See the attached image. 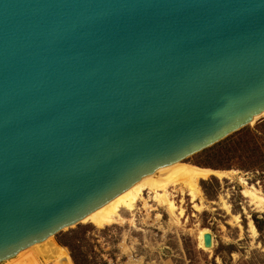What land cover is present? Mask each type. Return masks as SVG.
<instances>
[{
	"label": "water",
	"instance_id": "1",
	"mask_svg": "<svg viewBox=\"0 0 264 264\" xmlns=\"http://www.w3.org/2000/svg\"><path fill=\"white\" fill-rule=\"evenodd\" d=\"M263 118L264 0H0V264Z\"/></svg>",
	"mask_w": 264,
	"mask_h": 264
},
{
	"label": "rangeland",
	"instance_id": "2",
	"mask_svg": "<svg viewBox=\"0 0 264 264\" xmlns=\"http://www.w3.org/2000/svg\"><path fill=\"white\" fill-rule=\"evenodd\" d=\"M262 122L264 118L249 128L255 130ZM247 138H253L254 145L236 159L199 154L183 162L182 165L190 167H199L209 159L211 164L216 165L220 160L224 164L216 165L217 170L202 168L222 175L200 180L201 194L195 201L182 185L170 188L171 198L178 208L175 217L151 202L152 196L147 193L150 206L145 208L139 204L133 217L124 213L126 224L105 229L81 224L62 234L78 233L82 240L80 250L90 264H264V206L251 195L264 199V127ZM174 171L161 178L170 179ZM251 225L255 226L256 235ZM203 230L213 236L214 247L210 251L201 247ZM55 240L58 242L57 238ZM61 246L75 264L70 250ZM31 252L26 253L27 257ZM46 259L43 253L36 262L57 264L55 258L48 263ZM25 261L32 264L27 258ZM8 263L9 260L1 264Z\"/></svg>",
	"mask_w": 264,
	"mask_h": 264
},
{
	"label": "bare ground",
	"instance_id": "3",
	"mask_svg": "<svg viewBox=\"0 0 264 264\" xmlns=\"http://www.w3.org/2000/svg\"><path fill=\"white\" fill-rule=\"evenodd\" d=\"M182 164L183 163H179L174 166L164 168L155 175L143 179L133 188L120 195L107 206L87 218L83 224H92L99 229H105L106 227L114 225H121V223H125L127 221L123 215L124 213H129L133 217L139 204H143L145 208L150 206V201L146 199L147 193L152 196L151 202H154L159 208H165L171 216L175 217L178 208L175 201L171 198L169 192L170 188L182 185L189 191L190 196L195 201L201 194L198 186L200 180H207L212 175H222L217 171L184 166ZM169 171H174L170 179H162L161 176ZM251 195L254 201L259 203L260 206H264V199H261L254 194ZM158 218H160V215H158ZM133 220L135 219L133 218ZM251 229L256 235L257 231L254 225H251ZM209 233L210 232L207 230H203L200 233L201 247L207 251L212 249H206L204 247V238L206 234ZM29 251L32 252L27 257L26 253ZM43 253L48 258L45 260L46 263L55 258L54 260H56L57 264H73L67 250L59 245L54 237H51L47 241L21 252L14 258L10 259L8 264H26V258L27 260H30L32 264H37L36 260L38 259V256L41 257Z\"/></svg>",
	"mask_w": 264,
	"mask_h": 264
},
{
	"label": "trees",
	"instance_id": "4",
	"mask_svg": "<svg viewBox=\"0 0 264 264\" xmlns=\"http://www.w3.org/2000/svg\"><path fill=\"white\" fill-rule=\"evenodd\" d=\"M263 127H264V122L258 124L256 126L255 130H252L251 128H246L245 130L237 133L236 135L232 136L231 138L224 141L223 143H221V144L215 146L214 148L202 153V155H207V156H208V154L213 155V156L223 155V157L228 156L231 159H236L237 157H239L238 154H240L242 152L250 151L251 146L254 145L253 138H247V137L255 135V131L257 132V129L263 128ZM246 135H247V137H245ZM210 160L211 159H209L208 162L206 160L205 164H199V167H201V169L202 168H211V169L217 170L218 166H216V165L224 164L223 160H220L219 162H217L216 165L211 164ZM206 170H208V169H206ZM258 229H259V227H258ZM86 231L87 230L85 229L84 232H86ZM72 234H73V232L69 233V234L58 235L57 236L58 242L70 250L72 259H73L75 264H90L89 258L87 256H85L80 250L81 249L80 244H81L82 240H80V238L78 237V233L75 232L73 235Z\"/></svg>",
	"mask_w": 264,
	"mask_h": 264
}]
</instances>
